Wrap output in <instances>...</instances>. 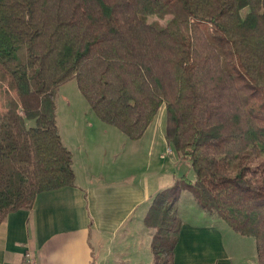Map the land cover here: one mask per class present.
Returning a JSON list of instances; mask_svg holds the SVG:
<instances>
[{
	"label": "trees",
	"instance_id": "16d2710c",
	"mask_svg": "<svg viewBox=\"0 0 264 264\" xmlns=\"http://www.w3.org/2000/svg\"><path fill=\"white\" fill-rule=\"evenodd\" d=\"M72 79L131 139L165 106L191 163L144 217L153 264L175 262L184 191L254 237L264 264V0H0V225L75 184L56 102Z\"/></svg>",
	"mask_w": 264,
	"mask_h": 264
},
{
	"label": "crops",
	"instance_id": "0c3cea01",
	"mask_svg": "<svg viewBox=\"0 0 264 264\" xmlns=\"http://www.w3.org/2000/svg\"><path fill=\"white\" fill-rule=\"evenodd\" d=\"M165 124L158 113L139 139L114 131L118 140L79 139L76 146L59 130L73 153L75 184L42 191L32 207L8 213L0 225V264H23L28 250L36 264H153L154 229L144 217L158 192L185 174L194 178L166 139ZM191 195L184 191L179 200L174 264H259L250 236L217 226L221 219L196 208Z\"/></svg>",
	"mask_w": 264,
	"mask_h": 264
},
{
	"label": "rangeland",
	"instance_id": "374dc122",
	"mask_svg": "<svg viewBox=\"0 0 264 264\" xmlns=\"http://www.w3.org/2000/svg\"><path fill=\"white\" fill-rule=\"evenodd\" d=\"M150 19L152 20L155 18L151 17ZM161 22L165 23V20H161ZM56 102H57L58 127L59 130L61 131L62 137H64L68 145L76 146L79 139H87V140L93 139L94 141H101L102 140L101 138H106V137L108 139H113L114 131L117 132L119 136H121V139L122 138L125 139V137L123 136H125L126 134L123 131H121L118 127L114 125H109L110 126L109 129L108 127H106L107 125H102L107 123L102 121L98 117V115L94 112V110L91 108L88 100L81 92L78 86V81L76 79H72L59 87L56 95ZM159 116H161L163 121L166 122L165 106H162V108L160 109ZM118 139L119 138L115 137L113 141ZM72 149L76 152V149L74 147H72ZM186 162L190 167L189 168L190 173L194 175V171L191 168L190 161L187 160ZM196 208L204 211L198 206V204ZM207 215L210 217L212 216L217 217L215 213H208ZM220 222L218 221L217 226L220 227V225L223 224V226H227L231 234H235L236 236H242L240 233L236 232L233 228H231L223 219H221ZM251 237L252 236L245 238H250V240H252L253 242L252 246L256 248L255 238L254 237L251 238ZM226 243L228 247H231V244L233 243L232 237H230L227 234H226Z\"/></svg>",
	"mask_w": 264,
	"mask_h": 264
},
{
	"label": "built area",
	"instance_id": "2783aa9c",
	"mask_svg": "<svg viewBox=\"0 0 264 264\" xmlns=\"http://www.w3.org/2000/svg\"><path fill=\"white\" fill-rule=\"evenodd\" d=\"M23 264H36V257L32 251H26Z\"/></svg>",
	"mask_w": 264,
	"mask_h": 264
}]
</instances>
